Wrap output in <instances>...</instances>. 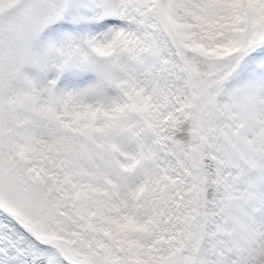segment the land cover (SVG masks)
<instances>
[{
    "label": "rangeland",
    "instance_id": "rangeland-1",
    "mask_svg": "<svg viewBox=\"0 0 264 264\" xmlns=\"http://www.w3.org/2000/svg\"><path fill=\"white\" fill-rule=\"evenodd\" d=\"M247 2L0 0V36L12 37L0 99L13 101L0 100V225L13 216L79 263L264 264V42L241 58L248 10L264 21V0ZM165 28L190 70L241 58L207 101L221 99L235 124L214 146L238 174L219 209L204 207V229L202 162L192 153L190 171L166 165L150 135L154 108L198 100L195 81L156 67L171 48ZM24 255L0 236V264Z\"/></svg>",
    "mask_w": 264,
    "mask_h": 264
},
{
    "label": "trees",
    "instance_id": "trees-1",
    "mask_svg": "<svg viewBox=\"0 0 264 264\" xmlns=\"http://www.w3.org/2000/svg\"><path fill=\"white\" fill-rule=\"evenodd\" d=\"M256 12L257 9L255 7L252 12L248 10L250 23L244 31V41L241 45L243 51L250 50L255 43H260L264 40V21H258ZM169 37L176 46L175 36L170 35ZM11 39L12 37H8L6 32H3L0 36V59L3 57L5 48ZM179 51L180 49L176 46L174 53L170 56H163L158 59L156 67L177 66V62L181 67L185 66V69H179V72L184 80L188 79L191 89L192 84L197 83L194 84L196 87L194 93L198 96V100L191 102V99L182 96L165 107L153 110L149 114L151 137L165 149L166 157L162 162L166 165H171L172 167L175 165V167L181 166L182 169L190 171V161L186 158V155L192 153L195 154L194 159L199 158L200 162H202V171H200L199 177H201L200 183L202 180L204 182L198 186L196 185V190L198 191L197 206L200 210V226L204 229L205 212L208 210L204 207L212 206L215 210L219 209L226 188L235 181V176L238 174L235 168L228 166L229 162L226 163L223 160L222 154L214 146L216 142H221L219 134L220 132L224 133L225 126L233 127L234 123L226 120L221 100L213 102L210 107H207L209 104L207 102L209 93L212 89L211 85L215 83L217 76L222 77V73L227 74L230 71L237 56H234L236 59L227 68H222L218 72L215 71L206 75L204 70L198 66H192L190 70L189 63L185 61ZM197 72L206 76H204V79L195 78L190 82L189 78L193 79L191 75L195 77L194 74ZM11 78L14 82V75ZM0 100L2 102H13L7 98H1ZM26 170L31 171L32 167L29 166ZM65 172L60 175H53L52 185L55 184V196L59 197L61 188L67 187L65 179L70 176L71 170L69 166L65 168ZM68 181L66 180L67 183ZM10 218V222H3L2 226L0 225V236L5 238L7 243H11L16 251L25 253L21 260L12 264H94L92 262L79 263L74 261L63 249V243H53L47 238L37 236V234L31 235L27 231L28 228L26 229L19 220L14 219L13 216ZM38 219L36 216L32 222L33 225H36ZM76 252L77 250L73 247L72 253Z\"/></svg>",
    "mask_w": 264,
    "mask_h": 264
}]
</instances>
